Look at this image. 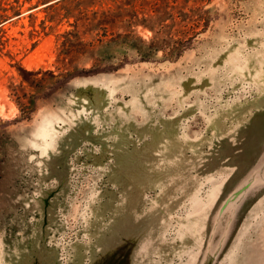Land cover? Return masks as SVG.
Returning <instances> with one entry per match:
<instances>
[{
	"label": "rangeland",
	"instance_id": "rangeland-1",
	"mask_svg": "<svg viewBox=\"0 0 264 264\" xmlns=\"http://www.w3.org/2000/svg\"><path fill=\"white\" fill-rule=\"evenodd\" d=\"M19 3L0 264H264V0Z\"/></svg>",
	"mask_w": 264,
	"mask_h": 264
},
{
	"label": "trees",
	"instance_id": "trees-1",
	"mask_svg": "<svg viewBox=\"0 0 264 264\" xmlns=\"http://www.w3.org/2000/svg\"><path fill=\"white\" fill-rule=\"evenodd\" d=\"M20 7L19 0H0V26L12 17L11 14L20 13Z\"/></svg>",
	"mask_w": 264,
	"mask_h": 264
}]
</instances>
